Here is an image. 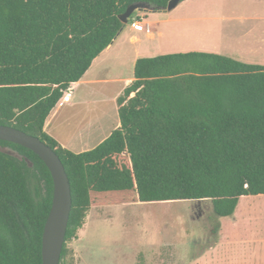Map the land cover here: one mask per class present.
<instances>
[{
    "label": "trees",
    "instance_id": "trees-1",
    "mask_svg": "<svg viewBox=\"0 0 264 264\" xmlns=\"http://www.w3.org/2000/svg\"><path fill=\"white\" fill-rule=\"evenodd\" d=\"M170 0H0V125L47 145L68 176L72 206L59 264L88 211L129 202L209 201L220 218L264 196V67L218 54L139 58L117 98L119 127L73 153L44 131L70 84L121 31L119 15ZM0 264H42L53 193L31 151L0 141Z\"/></svg>",
    "mask_w": 264,
    "mask_h": 264
},
{
    "label": "rangeland",
    "instance_id": "rangeland-1",
    "mask_svg": "<svg viewBox=\"0 0 264 264\" xmlns=\"http://www.w3.org/2000/svg\"><path fill=\"white\" fill-rule=\"evenodd\" d=\"M185 1L153 17L135 12L121 37L138 38L143 42L142 52L156 53L154 56L213 53L222 48L253 59L262 56L264 0ZM192 16L196 19H189ZM135 21L145 26L144 31L130 28ZM246 29L251 31L241 36ZM145 36L156 40L149 42ZM126 71L130 73V69ZM79 95L83 101L85 93ZM81 104L87 103L79 102L76 108ZM93 104H89L92 109ZM238 204L235 215L225 218L213 213L209 201L129 202L91 208L76 239L67 244L71 254L66 264H210L215 234L221 227L229 231L234 223L239 245L231 247L223 260L251 264L252 257L264 258L260 252L264 244H259L264 243V196L245 197Z\"/></svg>",
    "mask_w": 264,
    "mask_h": 264
},
{
    "label": "crops",
    "instance_id": "crops-1",
    "mask_svg": "<svg viewBox=\"0 0 264 264\" xmlns=\"http://www.w3.org/2000/svg\"><path fill=\"white\" fill-rule=\"evenodd\" d=\"M144 14L153 17L166 13L145 12ZM189 19H196V17L192 16ZM126 26L119 32L112 44L92 62L83 77L77 83L72 84L74 91L70 102L62 106L57 104L45 122L44 131L63 148L76 154L94 149L119 127L116 100L124 89L134 81L133 68L136 60L155 57L154 55H156L152 52H142L143 42L138 38L131 37L129 40L122 38ZM250 31L251 29H246L241 33V36L248 35ZM229 33H231L230 30ZM158 36L161 37L162 33L159 32ZM145 37L149 42L156 40L155 37ZM250 37L252 39L254 35L251 34ZM225 50V48L217 49L213 53L245 64L264 67V50H262L263 54L260 58L254 59L252 56L244 57L238 52L233 54ZM128 69H130V73L126 71ZM80 92L85 93L83 101L79 99ZM85 101L87 104H81V108H76L79 102L84 103ZM91 102L94 103L93 109L89 107ZM66 136L72 137V139L66 140ZM237 227V223L232 224L229 231H224L221 227L219 232L215 234L210 248L212 253V258L209 259L210 264H226L223 259L227 257V252L231 247L239 245L235 232ZM259 244L263 245L264 243L260 242ZM262 250L264 249L262 248ZM262 250L260 252L263 254L264 251ZM204 255L203 253L199 257ZM262 256L264 257V255ZM251 264H264V258L252 257Z\"/></svg>",
    "mask_w": 264,
    "mask_h": 264
},
{
    "label": "water",
    "instance_id": "water-1",
    "mask_svg": "<svg viewBox=\"0 0 264 264\" xmlns=\"http://www.w3.org/2000/svg\"><path fill=\"white\" fill-rule=\"evenodd\" d=\"M182 1L184 0H170L167 7L159 11L152 10L145 3L132 4L118 17L122 24L121 30L135 12L167 13L174 10ZM0 141L31 151L41 159L50 172L53 182L52 203L42 234L41 259L42 264H59L72 206L71 188L64 166L59 157L39 139L11 127L0 125ZM0 151L21 159L17 154L5 149Z\"/></svg>",
    "mask_w": 264,
    "mask_h": 264
},
{
    "label": "built area",
    "instance_id": "built-area-1",
    "mask_svg": "<svg viewBox=\"0 0 264 264\" xmlns=\"http://www.w3.org/2000/svg\"><path fill=\"white\" fill-rule=\"evenodd\" d=\"M131 28H133L136 31H144L145 26H141V23L138 21H135L131 24L130 26ZM74 88L72 86V84H70L67 89L65 90V92L63 93V96L61 97V99L58 101V105L62 106L64 104H67L70 102L72 94H73Z\"/></svg>",
    "mask_w": 264,
    "mask_h": 264
}]
</instances>
